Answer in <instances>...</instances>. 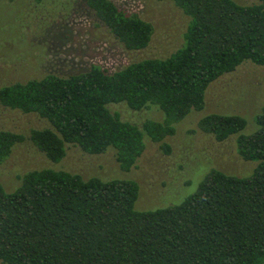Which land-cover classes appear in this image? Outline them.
Wrapping results in <instances>:
<instances>
[{
    "label": "trees",
    "instance_id": "16d2710c",
    "mask_svg": "<svg viewBox=\"0 0 264 264\" xmlns=\"http://www.w3.org/2000/svg\"><path fill=\"white\" fill-rule=\"evenodd\" d=\"M127 49L145 48L153 26L112 0H83ZM189 21L181 47L164 58H145L108 73L98 65L70 75L0 86V104L36 113L51 127L27 136L0 130V162L27 137L51 161L68 145L90 154L115 150L130 170L145 138L160 142L175 124L205 105L206 89L222 74L249 60L264 66V0H170ZM124 102L132 110L149 104L162 121L141 126L109 109ZM255 130L241 133L245 118L208 113L198 121L217 141L236 135L238 155L257 162L246 176L218 169L205 173L179 203L138 210L132 179L83 178L51 168L22 176L6 191L0 184L2 264H264V103Z\"/></svg>",
    "mask_w": 264,
    "mask_h": 264
},
{
    "label": "rangeland",
    "instance_id": "374dc122",
    "mask_svg": "<svg viewBox=\"0 0 264 264\" xmlns=\"http://www.w3.org/2000/svg\"><path fill=\"white\" fill-rule=\"evenodd\" d=\"M112 1L119 9L152 24L153 33L145 48H125L83 0H0V86L47 74L81 73L92 65L112 73L145 58L167 57L183 44L189 18L172 1ZM263 103L264 66L245 60L209 84L204 107L191 110L178 121L172 135L160 142L146 136L145 149L130 170L119 167L113 148L90 154L68 145L65 156L54 162L26 137L0 162V184L6 191H14L26 172L51 168L78 173L85 179H132L139 186L138 210L179 203L196 190L207 171L218 169L246 176L257 164L238 155L236 135L217 141L199 129V119L214 112L240 114L246 120L241 133L249 134L256 128L254 117ZM108 107L138 126L146 120L164 118L155 104L139 110L130 109L124 102ZM45 127H51L50 123L36 113L0 104V130L27 136L31 129Z\"/></svg>",
    "mask_w": 264,
    "mask_h": 264
}]
</instances>
